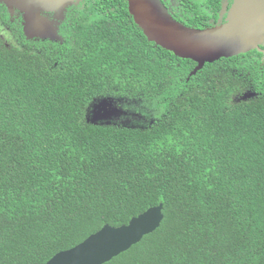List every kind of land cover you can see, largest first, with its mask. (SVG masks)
Masks as SVG:
<instances>
[{
  "label": "trees",
  "instance_id": "1",
  "mask_svg": "<svg viewBox=\"0 0 264 264\" xmlns=\"http://www.w3.org/2000/svg\"><path fill=\"white\" fill-rule=\"evenodd\" d=\"M162 1L196 29L221 8ZM55 28L30 39L0 2V264H46L160 204L161 226L105 264H264V51L194 72L127 0H80ZM101 102L126 117L92 122Z\"/></svg>",
  "mask_w": 264,
  "mask_h": 264
},
{
  "label": "water",
  "instance_id": "2",
  "mask_svg": "<svg viewBox=\"0 0 264 264\" xmlns=\"http://www.w3.org/2000/svg\"><path fill=\"white\" fill-rule=\"evenodd\" d=\"M80 0H0L11 16L23 15L24 33L32 39H56L55 24L67 7ZM135 24L156 46L181 59L197 64L194 72L206 63L231 58L252 50L261 51L264 43V0H233L224 23L206 29L182 25L169 13L161 0H127ZM53 12L49 21L43 13ZM112 108V107H111ZM111 108L107 109L110 110ZM110 113H116L112 108ZM163 205L148 209L119 228L105 225L72 249L53 256L46 264H105L127 252L156 231L162 224Z\"/></svg>",
  "mask_w": 264,
  "mask_h": 264
},
{
  "label": "rangeland",
  "instance_id": "3",
  "mask_svg": "<svg viewBox=\"0 0 264 264\" xmlns=\"http://www.w3.org/2000/svg\"><path fill=\"white\" fill-rule=\"evenodd\" d=\"M122 103H113L110 104L108 103V105L106 106L105 103H100L97 106H95L94 108L90 107L89 112H90V117H91V121L92 122H98L101 119H106L109 121L115 120L114 118H124V116L126 117V113L122 107ZM114 108L116 110V113H110L112 108L110 110H106V108Z\"/></svg>",
  "mask_w": 264,
  "mask_h": 264
},
{
  "label": "flooded vegetation",
  "instance_id": "4",
  "mask_svg": "<svg viewBox=\"0 0 264 264\" xmlns=\"http://www.w3.org/2000/svg\"><path fill=\"white\" fill-rule=\"evenodd\" d=\"M162 1V0H161ZM167 1V0H165ZM172 0H170L171 2ZM199 1V0H197ZM163 2V1H162ZM186 3V2H185ZM165 5V3H163ZM233 4V0H221V8L219 10V13L217 15V18H216V22H214L213 19H209L210 22L212 23H216L215 25L213 26H216L220 23H224L227 19V16H228V13H229V10L231 9V6ZM166 6V5H165ZM167 8V6H166ZM169 11V10H168ZM170 13V12H169ZM171 14V13H170ZM172 15V14H171ZM212 26V27H213ZM207 28H210V27H207ZM261 50L264 51L261 47Z\"/></svg>",
  "mask_w": 264,
  "mask_h": 264
},
{
  "label": "clouds",
  "instance_id": "5",
  "mask_svg": "<svg viewBox=\"0 0 264 264\" xmlns=\"http://www.w3.org/2000/svg\"><path fill=\"white\" fill-rule=\"evenodd\" d=\"M52 13H53V12H52ZM53 14H54V13H53ZM47 19H48L49 21H52V20H54V19H50V18H47ZM55 25H56V24H55ZM55 25H54V26H55ZM195 29H196V28H195ZM134 218H135V217H134Z\"/></svg>",
  "mask_w": 264,
  "mask_h": 264
}]
</instances>
